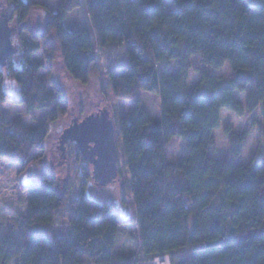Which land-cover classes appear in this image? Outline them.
Returning <instances> with one entry per match:
<instances>
[{"label": "trees", "instance_id": "16d2710c", "mask_svg": "<svg viewBox=\"0 0 264 264\" xmlns=\"http://www.w3.org/2000/svg\"><path fill=\"white\" fill-rule=\"evenodd\" d=\"M167 1L61 0L54 13L43 3L6 0L12 10L0 12L8 11L11 24H17L19 52L0 69V159L26 167L32 152L43 147L50 125L67 115L66 107H54L62 92L40 76L45 64L34 56L42 45L49 65L60 57L67 75L86 87L103 75L97 50L121 49L128 64L111 67L107 77L114 99L136 103L129 118L119 119L117 139L137 217L124 218L108 202L90 198L93 178L86 166L75 198L70 190L62 193L46 171L39 184L25 188L27 213L16 236L0 240V264H142L166 255L172 264H264V147L261 161L238 163L249 140L246 131L231 134L234 161L210 155L223 110L241 114L264 108V0L259 5L172 0V12ZM36 7L45 10L46 22L34 34L29 23ZM81 8L92 29L70 31L66 22ZM24 32L32 38H21ZM197 57L208 69L229 65L233 87H223L204 70L191 88ZM172 63L176 74H160L159 67L167 70ZM6 80L18 85L20 98L14 101L28 112L52 109L46 122L27 128L21 120L7 121ZM142 93L159 96L161 121L143 108ZM177 137L185 142L186 155L168 163L166 148ZM74 155L81 163L80 152ZM68 206V222L57 226Z\"/></svg>", "mask_w": 264, "mask_h": 264}, {"label": "rangeland", "instance_id": "374dc122", "mask_svg": "<svg viewBox=\"0 0 264 264\" xmlns=\"http://www.w3.org/2000/svg\"><path fill=\"white\" fill-rule=\"evenodd\" d=\"M46 4L54 13L58 12L61 0H28ZM207 1V0H200ZM253 5H259L260 0H249ZM7 8L11 12L12 7L7 5L6 0H0V10ZM167 11L175 10L172 0L166 2ZM2 12H0V15ZM46 12L42 7H36L30 18V28L34 34L39 33L45 27ZM15 22L11 26L15 29L13 43L18 45L16 34L18 27ZM17 25V24H16ZM66 27L70 31L91 30L92 24L86 14L85 8H81L72 13L66 22ZM21 38L31 39L30 33L24 32ZM45 48L42 45L40 52L34 59L45 64V69L40 72L42 78L55 83L58 90L62 92L61 97L57 95L54 107L60 104L67 108V115L60 118L56 123L50 125V133L42 148H36L31 154V162L26 167L12 165L0 159V240H5L10 236H16L19 227L23 223L29 200V192L26 187L39 184L42 174L46 171L52 173L58 180L59 189L62 193L70 190V196L75 198L80 193V172L82 166L93 170L92 165L87 163L82 157V162L76 161L75 151L78 150L75 143L61 145V136L73 120H83L90 114L97 113L100 109L107 107L114 120L116 132L119 133V119L129 118L136 103L131 101H121L114 99L112 87L107 74L111 67L124 66L128 64V58H124V51L112 49L109 51L97 50L102 57L103 75L101 78L94 77L89 86L81 85L69 77L63 69L61 58L49 65L46 58ZM19 57L15 58L19 62ZM193 72L191 73L190 87L193 88L201 80V72L206 70L212 76L222 80L225 88L233 87V76L230 66L226 64L220 70L208 69L202 64L200 58L193 59ZM126 64V65H127ZM178 67L172 63L169 69L163 70L159 67L160 74H176ZM54 90V86H51ZM5 92L8 100L3 105V113L8 122L15 124L18 120L23 121L27 128H35L40 123L46 122L52 109L43 111L28 112L26 107L15 103L14 100L20 98L18 85L10 80H6ZM65 100L66 104L61 100ZM244 101V96H241ZM142 106L147 111L153 121L162 120V106L158 95L142 93ZM249 131L250 136L247 147L242 156L237 159L238 163L249 164L253 161H261L263 155L261 148L264 147V108L260 107L254 113L244 110L241 114H234L227 110L221 116V125L216 131V145L211 151V156L221 160L234 161L232 156L233 147L230 143L231 134L236 137ZM71 144L73 147H70ZM118 147L121 146V139H117ZM72 148V149H71ZM79 151V150H78ZM119 151V148H118ZM71 152H73L71 154ZM80 152V151H79ZM81 154V153H80ZM186 155V147L183 139L174 138L166 148V159L168 163L181 160ZM82 156V155H81ZM120 177L114 183L100 188L92 181L88 196L98 202H108L124 218L135 219L137 216L136 204L130 191V173L125 162L119 160ZM71 215L70 207H66L58 218L57 226L66 224ZM65 226V225H64ZM168 259L166 255L156 260ZM156 260H143L142 264H155Z\"/></svg>", "mask_w": 264, "mask_h": 264}, {"label": "water", "instance_id": "95a60500", "mask_svg": "<svg viewBox=\"0 0 264 264\" xmlns=\"http://www.w3.org/2000/svg\"><path fill=\"white\" fill-rule=\"evenodd\" d=\"M15 29L10 13L0 15V69H5L18 54L13 43ZM61 145L75 143L82 157L92 165V178L97 187L104 188L119 177V151L116 127L110 110L103 108L83 120L75 119L64 130Z\"/></svg>", "mask_w": 264, "mask_h": 264}, {"label": "bare ground", "instance_id": "6f19581e", "mask_svg": "<svg viewBox=\"0 0 264 264\" xmlns=\"http://www.w3.org/2000/svg\"><path fill=\"white\" fill-rule=\"evenodd\" d=\"M155 264H170L168 259L156 260Z\"/></svg>", "mask_w": 264, "mask_h": 264}, {"label": "crops", "instance_id": "0c3cea01", "mask_svg": "<svg viewBox=\"0 0 264 264\" xmlns=\"http://www.w3.org/2000/svg\"><path fill=\"white\" fill-rule=\"evenodd\" d=\"M224 111V110H223ZM223 111L221 112V116H222V114H223ZM220 125H221V122H220ZM216 133V132H215Z\"/></svg>", "mask_w": 264, "mask_h": 264}]
</instances>
